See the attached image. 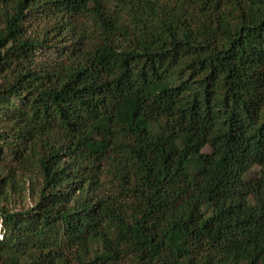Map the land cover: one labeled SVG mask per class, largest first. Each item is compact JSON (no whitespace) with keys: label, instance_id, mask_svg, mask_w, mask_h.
Returning a JSON list of instances; mask_svg holds the SVG:
<instances>
[{"label":"trees","instance_id":"trees-1","mask_svg":"<svg viewBox=\"0 0 264 264\" xmlns=\"http://www.w3.org/2000/svg\"><path fill=\"white\" fill-rule=\"evenodd\" d=\"M0 166V264H264V0H0Z\"/></svg>","mask_w":264,"mask_h":264},{"label":"rangeland","instance_id":"rangeland-1","mask_svg":"<svg viewBox=\"0 0 264 264\" xmlns=\"http://www.w3.org/2000/svg\"><path fill=\"white\" fill-rule=\"evenodd\" d=\"M31 31L36 35L40 30L31 27ZM45 53L49 54L51 51L45 50ZM39 183L40 180L36 178L24 177L21 173L10 174L8 168L0 166V208L5 207L13 213L32 209L38 203L37 193H33L32 185L38 186Z\"/></svg>","mask_w":264,"mask_h":264}]
</instances>
